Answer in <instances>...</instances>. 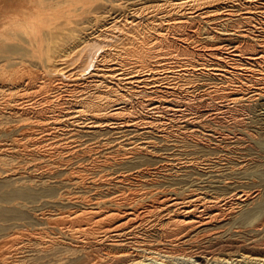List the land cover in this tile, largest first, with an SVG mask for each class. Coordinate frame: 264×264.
<instances>
[{
  "label": "bare ground",
  "instance_id": "bare-ground-1",
  "mask_svg": "<svg viewBox=\"0 0 264 264\" xmlns=\"http://www.w3.org/2000/svg\"><path fill=\"white\" fill-rule=\"evenodd\" d=\"M0 97V264H264V0H0Z\"/></svg>",
  "mask_w": 264,
  "mask_h": 264
},
{
  "label": "rangeland",
  "instance_id": "rangeland-1",
  "mask_svg": "<svg viewBox=\"0 0 264 264\" xmlns=\"http://www.w3.org/2000/svg\"><path fill=\"white\" fill-rule=\"evenodd\" d=\"M199 36L202 37L201 35H199ZM200 37H199V38H200ZM1 100H2V97H0V101H1ZM2 129H3V128H0V131H2ZM2 139H3V138H0V141H1ZM5 141H6V140L4 139V141L2 140L1 143H2V144H3V143L7 144V142L9 143V141H6V142H5ZM1 143H0V145H2ZM49 169H51V168H49ZM47 170H48V169H47ZM38 172H39V171H38ZM193 259L196 260V263H197V262H198V263L200 262V259H198L197 257H193L192 260H193ZM197 259H198V260H197ZM152 264H153V263H152Z\"/></svg>",
  "mask_w": 264,
  "mask_h": 264
}]
</instances>
